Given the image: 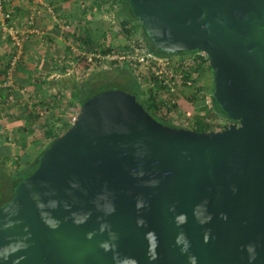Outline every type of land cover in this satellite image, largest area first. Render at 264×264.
<instances>
[{
    "label": "water",
    "instance_id": "95a60500",
    "mask_svg": "<svg viewBox=\"0 0 264 264\" xmlns=\"http://www.w3.org/2000/svg\"><path fill=\"white\" fill-rule=\"evenodd\" d=\"M128 1L156 48L208 55L237 122L197 132L120 89L91 97L0 207V264H250L251 244L264 264V0Z\"/></svg>",
    "mask_w": 264,
    "mask_h": 264
},
{
    "label": "trees",
    "instance_id": "16d2710c",
    "mask_svg": "<svg viewBox=\"0 0 264 264\" xmlns=\"http://www.w3.org/2000/svg\"><path fill=\"white\" fill-rule=\"evenodd\" d=\"M114 3L118 7L119 30L116 34L127 40V44L122 46L107 44L108 31L101 22L88 24L85 28L77 29L78 31L76 30L75 33L70 35L74 40L80 42L79 47L81 46L82 49L90 54L100 55L102 58L108 55L118 56V58L111 61L115 74L112 80L102 78L100 74L86 80L82 84H77L71 79V85H68L67 79L54 80L53 84L59 85V91L53 93L51 90L50 92V90L48 91V88H50L49 82L45 77L35 74L31 69L32 67H30L31 65H29L26 56V52H28L27 47L23 49L14 72L16 86H20L21 89L27 87L29 98L34 99L35 102L30 105V100L27 97L20 99L23 95L14 88L1 90L4 109L8 114L12 111L14 115H11V117L14 119V122L8 119L5 131L1 130L2 127H0V150H4L5 152L4 157L0 158V171L4 175L3 180H0L3 186L0 207L15 196V188L20 181L31 176L37 170L40 164L39 157L52 146L58 137L72 127L73 124L70 121L56 115V100L59 98L63 100L69 98L71 103H77L81 108L91 97L108 91L107 88L109 87H99V82L105 81L107 84H113V86H116L120 90L136 95L137 100L144 106L146 111L157 121L168 126L188 128L197 132H209L227 129L231 123L237 122L225 115L212 96L215 87L214 69L210 65L208 55L206 56L207 58L199 57L200 61L197 58V62L194 59V63L190 68L185 67L183 61L185 57L195 55L200 50L178 54L159 50L151 42L142 22L133 14L129 1L114 0ZM25 22L28 24V19ZM138 31L140 32V36L133 41V35ZM70 49L72 51V47ZM144 49L147 51L150 59L154 58L150 62L151 64L149 63L150 67L147 73L143 71L142 67L144 63L140 60L144 56ZM136 50L139 51V58L132 56ZM15 52L16 50L12 47V50L9 51L8 61L0 67V82L7 80L11 68V60L14 54H16ZM174 56L181 57L182 64H180V60L172 62ZM74 59L76 64L85 69L92 67L88 56H80V54L76 55L75 53ZM158 59L171 61L170 66L167 65V68L173 69L175 72L181 71L182 78L178 79L175 76L170 78L167 75H158L157 69L163 67ZM97 60L102 61L101 58ZM58 71L65 72V70L59 67ZM103 72L108 75L107 71ZM207 79H209V82ZM144 81L148 84V87H144ZM189 81H192L191 87L188 85ZM172 85L176 87L174 91H172ZM63 88H70V93L63 96L61 92ZM12 96L14 100H10ZM182 98L196 109L195 116L188 117V123L185 125L175 122L176 120L172 115L175 111L179 110V100ZM41 107H45L46 110H50L51 112L43 122L44 137L49 142L35 158H32L29 152L19 155L15 161V170L9 171L5 166L8 161L14 159L11 155V147L6 145L8 139H11L8 136V130L10 127H17L22 132H25V134L32 131L34 125L41 120V112H39ZM23 119H25L24 123Z\"/></svg>",
    "mask_w": 264,
    "mask_h": 264
},
{
    "label": "rangeland",
    "instance_id": "374dc122",
    "mask_svg": "<svg viewBox=\"0 0 264 264\" xmlns=\"http://www.w3.org/2000/svg\"><path fill=\"white\" fill-rule=\"evenodd\" d=\"M100 1L102 2V4L99 5L100 10H101V12H100L101 16L100 17H102L101 19H104L105 24H106L105 29L108 31V42H107V44H112L115 46H119V45L122 46L124 44H127V40L123 39L121 36H117V34H116L117 31L119 30L118 18H117L118 7L114 3V0H100ZM7 8H9V7H7ZM139 36H140V32L138 31L133 35V41L138 39ZM5 37H6V35H5ZM38 47L40 50H41V48L46 49L45 46L39 45ZM74 48H75L74 53H79L80 56H88L89 57V62L91 61L92 67L89 69H87V68L85 69V68L79 66L78 64H76L75 59L74 60L72 59L73 54L66 57L64 59V61L60 62L59 60H57L55 62L54 66L57 67V69H58V67L60 69L62 68L63 70H65V72L60 71V72H56L52 76H45L46 80L49 82L50 88H48V91L50 90V92H51V90H52L53 93H56V91H59L58 90L59 85H56V83H55V85L53 84L54 80L67 79L68 85H71V80H74L77 84H82L86 80H89L92 77H96V75H98V74H100L102 76V78H107V80L113 79V75H115V74H114V66L111 64V61H112L111 59L102 58L100 55H96V54H90L87 51H85L84 49H82L81 46L79 47L78 44H74ZM11 50L12 49H10V51ZM138 52L139 51L136 50L132 56H134L135 58H139ZM58 58L63 59L60 57H58ZM98 58H101L102 61H98L97 60ZM180 59H181V57L174 56L172 59V62L173 61L176 62ZM185 59H186V57H185ZM149 63H144L143 67H142L143 71L146 73H147V70L151 64V63L150 64ZM103 71H107L108 75H106L105 72H103ZM40 72H41V70H40ZM15 77L16 76H14V79H15ZM209 79L211 80V78H209ZM209 79H207L208 82H209ZM99 85H100L99 87H102V88L109 87V88H107L108 90L109 89L110 90L119 89L116 86H113V84L112 85L107 84L105 81L99 82ZM144 87H148V84L145 81H144ZM13 88L14 89H17V88L21 89L20 86L13 87ZM22 91L26 93L27 99L30 100V102H29L30 105L33 104L35 102V100L29 98L27 87H25ZM61 92H62L63 96L67 95L70 93V88H67V89L63 88V89H61ZM179 103H180L179 104V106H180L179 110L175 111L172 115L176 120L175 122H179V123H182L183 125H185L188 123V117H191L193 115L195 116L196 109H194L192 107V105L183 98L179 100ZM55 107H56V109H55L56 115H58L59 117H62V119H64V120L70 121L72 124H73V119L75 117H77V114L80 112L79 105L77 103H71L69 98H67L65 100H63L62 98L57 99L55 102ZM39 112H41V120L34 125L32 131L25 134V132H22L17 127H10L9 128L8 136L11 139L10 140L8 139V142L6 143V145L11 147L10 148L11 149V155L13 156V159H14L12 161L11 160L8 161L6 166H5L6 169H8L9 171L15 170V166H16L15 161L19 155H22L25 152H29V153H31V157L35 158L40 153L42 148L45 147V145L49 142V140L48 139L46 140V138L44 137L43 122L47 118V116L51 114V112H50V110H46L45 107L44 108L41 107ZM11 115H14L12 113V111L10 114H8L5 111L4 106H0V127H2L1 130L5 131V127H6V123H7L8 119H11V121L14 122L13 121L14 119L11 117ZM24 122H25V119H23V123ZM4 154H5L4 150H0V158L1 159H2V157H4ZM2 178H4V175L0 171V180L1 181L3 180ZM2 187L3 186L0 183V200L2 198L1 197L2 196Z\"/></svg>",
    "mask_w": 264,
    "mask_h": 264
},
{
    "label": "crops",
    "instance_id": "0c3cea01",
    "mask_svg": "<svg viewBox=\"0 0 264 264\" xmlns=\"http://www.w3.org/2000/svg\"><path fill=\"white\" fill-rule=\"evenodd\" d=\"M7 4L9 10L13 12L14 24L19 29L32 30L30 36L24 41V49L27 47L28 51L27 61L35 74L44 77L59 72L54 66L57 60L64 61L72 54L74 60V44L79 45L80 42L70 36L72 33H75L77 29L85 28L88 24L101 22L102 25H106L104 19L100 17L99 5L102 4L100 0H8ZM47 7H50L53 12H49ZM35 9L41 10V14L36 17L34 24L37 32H33V28L25 22L30 12ZM65 25H69L70 29H65ZM10 45L11 39L5 37L1 31L0 20V67L8 61L9 51L12 49ZM39 45L45 46L46 49L41 48L40 50ZM70 47H72V51ZM14 50L16 49L14 48ZM78 54L76 53V55ZM21 95L23 96L20 99L26 97V94L21 93Z\"/></svg>",
    "mask_w": 264,
    "mask_h": 264
},
{
    "label": "built area",
    "instance_id": "2783aa9c",
    "mask_svg": "<svg viewBox=\"0 0 264 264\" xmlns=\"http://www.w3.org/2000/svg\"><path fill=\"white\" fill-rule=\"evenodd\" d=\"M7 2L8 0H0V20H1V31L8 37L11 39V46L14 47L16 49V54H14L12 60H11V68L10 71L8 73V78L6 81L0 82V106H3V98L1 95V90L2 89H12L13 87H18L16 86V82L14 79V72H15V67L17 64V61L20 59V56L23 52V48H24V41L26 38H28L30 36V34L32 33V30L30 29H19L17 27V25L14 24V15L12 10H9V8H7ZM49 12L52 11V9L50 7L46 8ZM53 12V11H52ZM51 12V13H52ZM41 14V10L39 9H35L34 11L32 10L29 14V18H28V24L33 28V32H37L34 27L35 24V19L38 15ZM65 29H70L69 25H65ZM207 55L200 51L198 53H196L195 55L186 57V59H184V66L190 68V66L194 63V59H196L197 62V58L200 61L199 57H206ZM104 58L107 59H116L118 58V56L116 55H108ZM141 61H143L144 63H149L151 62L153 59H150V56L148 55L147 51L144 49V56L140 59ZM158 61H160L163 65V67H161L160 69H157V74L158 75H167L170 78H172L173 76L177 77L178 79L182 78V73L181 71L179 72H175L170 69H168L167 65L170 66V62L169 60H164V59H158ZM182 60H180V64ZM179 64V63H178ZM155 69V68H154ZM156 70V69H155ZM177 73V74H176ZM174 85V84H173ZM172 85V91L175 90V86L173 87ZM188 85L191 87L192 86V81L188 82ZM16 91H20L21 93H25L22 90L23 89H15ZM26 94V93H25ZM10 100H14L13 96L10 97ZM209 103V101H208ZM76 120V117L73 119V123Z\"/></svg>",
    "mask_w": 264,
    "mask_h": 264
},
{
    "label": "clouds",
    "instance_id": "9594fccd",
    "mask_svg": "<svg viewBox=\"0 0 264 264\" xmlns=\"http://www.w3.org/2000/svg\"><path fill=\"white\" fill-rule=\"evenodd\" d=\"M205 204H207V201H205ZM113 210L114 209H110V211H113ZM177 220H178V223H183L185 221V217L183 215H181V216H179L177 218ZM210 220H211V216L208 215L206 218L201 219L200 223L201 224L208 223ZM52 226L55 227L56 225L53 224ZM181 240L184 243V248L182 250L183 251H187L188 248L190 247L189 242L183 236L181 237ZM247 251L250 253L249 261H250V264H252V262H254L255 259H256V246L254 244L248 245L247 246ZM190 259L192 260V264H195V258L194 257H190Z\"/></svg>",
    "mask_w": 264,
    "mask_h": 264
},
{
    "label": "flooded vegetation",
    "instance_id": "af4514ba",
    "mask_svg": "<svg viewBox=\"0 0 264 264\" xmlns=\"http://www.w3.org/2000/svg\"><path fill=\"white\" fill-rule=\"evenodd\" d=\"M234 123H236V122H234ZM231 124H233V123H231Z\"/></svg>",
    "mask_w": 264,
    "mask_h": 264
}]
</instances>
